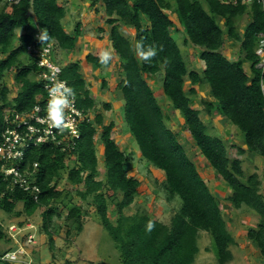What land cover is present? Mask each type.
Listing matches in <instances>:
<instances>
[{
  "label": "trees",
  "instance_id": "1",
  "mask_svg": "<svg viewBox=\"0 0 264 264\" xmlns=\"http://www.w3.org/2000/svg\"><path fill=\"white\" fill-rule=\"evenodd\" d=\"M98 3L104 7L106 23L111 26L109 47L120 58L123 78L118 88L124 100V120L141 157L165 173L162 186L167 199L172 201L180 197L182 203L169 223L153 219L145 210L132 215L125 213L142 186V181L130 175L128 169L135 158L120 149L113 139L115 122L104 124L103 113L91 95L80 61H71L62 65V78L74 90L77 106L87 114L95 112L94 120L80 124L81 137L70 152L52 143L26 148L21 167L32 169L34 163H38L35 180L40 186L39 201L18 185L10 187L11 180L4 177L0 160V210L17 216L24 213L32 216L42 208V228L54 247L58 231L54 218L60 216L57 203L70 194L59 189L66 177L67 182L76 187L75 195L82 201L73 199L67 204L64 224L67 239L74 232H83L88 221L84 207L87 204L95 207L103 226L113 237L122 264H193L200 252V231H207L213 237L218 264L231 262L236 240L219 200L187 154L178 134L167 126L165 111L147 79V76L156 77L162 72L164 94L183 116L186 130L200 153L231 189L228 201L235 208L247 206L259 217L257 228H250L247 236L264 258L261 181L257 174L246 178L242 160L229 157L225 140L209 133L201 111L191 104L192 97L197 95L196 86L206 81L214 99L204 102L207 113L230 120L242 132L247 148H240V153L248 151L264 158V97L255 68L258 61L255 48L259 34L264 31L262 4L256 0L251 5L223 4L220 0H91L93 7ZM67 12L58 0H0V129L5 108L28 111L38 102L39 95L45 93L43 81L37 79V60L28 53L35 33L47 31L48 40L39 44L53 41L65 51L77 48L81 25L76 26L73 34L68 33L63 24ZM171 13L177 15L187 41L199 48L200 59L204 62L200 71L188 69L173 36L175 20ZM246 14L250 22L242 32L239 21ZM122 26L133 28L134 38L123 34ZM21 28L25 32L19 35L17 29ZM226 39L240 44L238 59H229L223 53ZM141 41L145 47L156 49L157 54L150 61L140 60L134 53L135 45ZM98 57L89 53L85 59L95 67H103ZM245 62L250 63V72ZM12 71L19 86L14 98L9 97L10 88L5 82ZM187 79L191 85L188 91ZM104 106L107 110L111 108L109 103ZM99 128L104 146L105 178H100L96 148ZM69 159L74 161L69 163ZM19 203L23 204V211H16ZM111 205L115 208V220L110 217ZM149 220L155 225L151 232L145 228ZM23 224L24 221L18 225L23 227Z\"/></svg>",
  "mask_w": 264,
  "mask_h": 264
},
{
  "label": "rangeland",
  "instance_id": "2",
  "mask_svg": "<svg viewBox=\"0 0 264 264\" xmlns=\"http://www.w3.org/2000/svg\"><path fill=\"white\" fill-rule=\"evenodd\" d=\"M58 1L65 7H69V14L63 20L64 27L68 33L73 34L76 26L80 24L81 35L88 34L90 37L92 35L97 37L93 43L90 41L85 43L84 39L78 37V47L76 49L64 51L57 47L59 52L56 55L61 63L60 65L68 64L71 61H80L81 71L86 77L91 95L96 100L97 107L103 113L104 124H109L111 121L115 122V128L112 132L113 139L119 144L120 149L135 158L133 164L130 167L128 166V169H130V175L142 181V186L139 188L135 202L125 209V213L132 215L137 211L145 210L153 219L169 223L173 214L178 211L182 200L180 197H176L172 201L167 199L162 186L165 180L164 172L155 168L141 157L138 145L124 120V100L118 88V84L123 78L120 58L115 51H111L110 47H106L105 44L106 39L109 40L110 38L111 30V26L106 23V13L103 16L94 13V9L104 10V7L98 3L92 8L90 6L91 0ZM171 17L175 20V27L172 29L173 36L181 48L188 69L200 71L204 62L200 59L199 48L187 41V36L178 22L177 15L171 13ZM249 22L250 17L247 14L239 21V27L242 32ZM121 31L126 36L134 38L135 31L133 28L126 29L122 26ZM105 50L110 51L112 54L109 67L98 68L86 61L85 57L87 54L93 53L99 56ZM223 52L233 60L238 59L241 55L240 44L226 39ZM25 59H28L27 56ZM244 66L247 71L250 69L249 62H245ZM14 76L15 72L12 71L5 78V82L10 88V98H14L19 89ZM162 78V72L158 73L156 77L147 76L165 111L167 126L178 134L187 154L195 162L202 177L207 180L211 191L218 198L229 229L236 240V243L232 246L234 259L228 264H264L260 249L247 236L250 228H257L260 221L259 217L247 206L235 208L228 201V197L232 193L231 189L216 175L200 153L195 142L191 139L189 132L186 130L183 116L172 107L171 101L164 94ZM104 82L107 84L104 85ZM190 87V80L187 79V91ZM196 87L197 95L192 97V106L201 111V117L208 125L209 133L221 136L225 140L229 157L242 160V168L246 178L253 174L258 175L261 181L260 192L264 195V158L248 151L244 154L239 152L240 148H247L242 139V132L230 120L207 113L204 102L213 100V97L210 95V86L206 81ZM105 103L111 105L109 110L105 109ZM94 115L95 112L91 113V120H94ZM100 131L101 128H99L96 136V148L99 170L101 172L100 178H105L106 167ZM72 160L69 159V163L74 161ZM59 189L65 192L69 191L70 194L69 197H64L63 201L57 203L60 216L54 218L58 225V231L54 236V247H51L49 237L42 228V208L37 209L32 216H27L24 212L21 216H17L16 214H8L0 210V230L2 231V234L0 233V264H67L68 261H70V264H122L115 241L109 231L103 226L102 219L93 206L84 204L88 219L84 230L80 234L74 232L67 239L66 226H64L69 208L67 204L73 199L79 203L82 201L78 195H75L76 187L68 183L66 177L59 184ZM114 209V206L111 205L110 217L113 220L116 219ZM16 211H23L22 203L16 206ZM22 221H24L22 229L16 230L18 232L11 231V225L17 227V223L20 224ZM30 235L34 237L31 243L27 240ZM199 246L200 252L193 264H218L217 248L209 232L200 231ZM21 248H25L26 251L17 260L6 261L1 259L6 252L20 250Z\"/></svg>",
  "mask_w": 264,
  "mask_h": 264
},
{
  "label": "built area",
  "instance_id": "3",
  "mask_svg": "<svg viewBox=\"0 0 264 264\" xmlns=\"http://www.w3.org/2000/svg\"><path fill=\"white\" fill-rule=\"evenodd\" d=\"M18 2L19 0H6ZM254 0H220L223 4L251 5ZM264 8V0H256ZM42 30L35 33L34 40L28 46L30 53L38 65L37 79L43 81V95H39L38 102L28 111L20 112L15 107L4 109L3 126L0 129V160L3 162L2 172L6 179L11 180L10 187L19 186L25 192L32 195L35 201L40 198V186L36 183L38 163H34L32 169H22L21 164L25 158V150L31 145L52 143L60 147L62 151H72L78 139H80V124L91 120V114L77 106V99L74 95L70 107L66 110V122L63 131L50 128L46 120V107L49 100V90L53 83L63 82L70 87L67 80L62 78V65L56 59V48L54 42L48 41L40 43ZM255 55L258 59L255 68L259 72V84L261 88L264 82V31L259 34L258 43L255 48ZM251 71V70H250ZM53 75L55 80L52 79ZM264 97V91H261ZM23 227L17 224L11 225L13 232H18ZM18 230V231H16ZM34 237L30 235L29 243L33 242ZM26 249L6 252L2 255V260L15 261L25 254Z\"/></svg>",
  "mask_w": 264,
  "mask_h": 264
},
{
  "label": "clouds",
  "instance_id": "4",
  "mask_svg": "<svg viewBox=\"0 0 264 264\" xmlns=\"http://www.w3.org/2000/svg\"><path fill=\"white\" fill-rule=\"evenodd\" d=\"M48 38L46 30H44L39 37L41 41H47ZM56 46L57 45H55V48ZM134 53L140 60L145 62L150 61L157 54L155 48L151 46L145 47L142 41L137 42ZM111 59L112 54L107 50L103 51L98 57L99 64L103 67L109 66ZM52 79L55 80L54 75ZM261 91H264V82L261 84ZM74 95V90L63 82L53 83L49 90V100L46 107V120L50 128L63 131L66 122V110L70 107ZM154 227V222L151 220H149L145 226L147 232H151Z\"/></svg>",
  "mask_w": 264,
  "mask_h": 264
},
{
  "label": "crops",
  "instance_id": "5",
  "mask_svg": "<svg viewBox=\"0 0 264 264\" xmlns=\"http://www.w3.org/2000/svg\"><path fill=\"white\" fill-rule=\"evenodd\" d=\"M90 6H91V3H90ZM92 8H93V6H91ZM67 8V11H69V7H66ZM94 13L95 14H97V15H104L105 14V11L104 10H96V9H94ZM68 14H69V12H67V15L65 16V18L68 16ZM64 20V19H63ZM179 22V21H178ZM180 24V23H179ZM177 25V24H176ZM19 30H21L20 32H19ZM25 32V30L24 29H18L17 30V33L19 34V35H21V34H23ZM94 35H92V37H90V36H88V34H82L79 38H82V39H84V41H85V43L86 42H91V43H93L96 39H97V37H93ZM77 42H78V40H77ZM105 44H106V47L107 46H109V40L108 39H106V42H105ZM77 47H78V44H77ZM59 48V47H58ZM60 50H62L61 48H60ZM65 51V50H64ZM112 51V50H111ZM57 52H59V49L57 50V46H56V53ZM116 53V52H115ZM224 53V52H223ZM116 55H118L117 53H116ZM116 55H114V56H116ZM118 57H119V55H118ZM227 57V56H226ZM227 58H229V59H231L230 57H227ZM56 59H57V61H58V56L56 55ZM233 60V59H232ZM58 63L59 64H61L59 61H58ZM89 64H91V63H89ZM91 65H93V64H91ZM98 68H101V67H98ZM249 72H250V69L248 70ZM83 76H84V74H83ZM84 78H86L85 76H84ZM86 80V79H85ZM86 82H87V80H86ZM88 85V84H87ZM88 88L90 89V87H89V85H88ZM91 91V90H90ZM214 100V99H213ZM103 151H104V146H103ZM165 174V173H164Z\"/></svg>",
  "mask_w": 264,
  "mask_h": 264
}]
</instances>
